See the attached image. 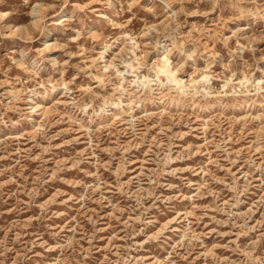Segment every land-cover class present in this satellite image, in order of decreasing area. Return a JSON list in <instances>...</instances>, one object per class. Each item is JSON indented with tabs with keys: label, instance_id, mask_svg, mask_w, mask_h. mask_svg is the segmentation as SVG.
<instances>
[{
	"label": "rangeland",
	"instance_id": "374dc122",
	"mask_svg": "<svg viewBox=\"0 0 264 264\" xmlns=\"http://www.w3.org/2000/svg\"><path fill=\"white\" fill-rule=\"evenodd\" d=\"M113 2L112 9L92 4L96 11L86 18L73 4L88 0L64 7L60 0L0 3L9 13L2 23L24 29L22 39L0 41V67L7 70L0 75L7 121L0 123V264H264V61L257 63L264 20L234 21L220 9L208 13V24L181 16L182 32L219 26L227 46L202 41L219 55L183 57L175 67L170 60L181 82L157 76L161 91L149 92L138 81L143 95H133L136 86L125 91L134 79L128 71L146 59L156 72V52L146 50L155 45L163 54L174 42L165 16L143 10L152 0L121 17L115 12L129 0ZM98 13L131 23L114 28ZM81 19L92 36L75 40ZM238 26L248 30L234 36ZM122 33L128 35L120 39ZM41 41L68 43L76 55L55 48L29 59L37 72L30 80L9 56L31 47L35 57ZM240 45L248 47L238 51ZM114 54L127 57L130 67L118 68L123 76L114 73ZM53 60L73 67L62 72ZM61 80L67 87H57ZM24 88L37 95L10 104ZM70 100L106 105V112L90 120ZM30 106L40 111L29 113Z\"/></svg>",
	"mask_w": 264,
	"mask_h": 264
},
{
	"label": "clouds",
	"instance_id": "9594fccd",
	"mask_svg": "<svg viewBox=\"0 0 264 264\" xmlns=\"http://www.w3.org/2000/svg\"><path fill=\"white\" fill-rule=\"evenodd\" d=\"M3 0H0V3H2ZM71 0H60V6L64 7L67 4H69ZM24 3L27 5L29 3V0H24ZM101 4L105 8L112 9L115 8V4L113 0H88L87 4H80L75 3L73 4V7L78 10L81 13L85 14V18L87 16V12H94L96 9H93L91 7L92 4ZM141 4V0H129L127 4V8H125L123 5H121L120 9L115 12L116 17H121L125 11L131 12L132 9L138 5ZM174 5H179L178 8L173 10ZM190 5H194V8H190ZM203 6V7H202ZM36 5L33 6L35 9ZM217 9H220L221 11L228 10L231 13V16L234 21L238 20H251L253 22L257 20H264V0H152V6L144 7V11L151 13L153 16L158 15H164L168 23L164 26L165 29L169 33V38L173 40V47L168 50V52L161 54L158 50H156V46L152 45L149 49L146 50V55L152 51L156 52V63L158 64L161 59H168V60H174L175 66H182L186 60L183 59V57H186L187 60H192L194 58H199L204 56L205 53L209 57H217L219 55L218 52L213 51L211 48L208 47L206 43H202V41H209L213 44L215 43H225L226 42L222 39L223 32L221 28L218 26L215 30H208L203 27H201L199 35L195 34V31L193 30L191 33L189 32H182L181 28L185 27L184 22H179V18L181 16L187 18L189 16H199L204 18V23L208 24L210 23V20L208 18V13L216 11ZM44 11H47V9H44ZM101 18L108 22L109 25H111L114 28H120L124 29L127 28L128 24L131 23V20L126 21L124 23H117L116 20L110 18L108 15L103 13H98ZM9 13H0V41L6 40V39H12L15 41L16 39H22L19 34L24 30L23 27L16 28V29H10L7 26L3 25L2 21L7 18ZM29 15L35 17L36 12L33 10L29 13ZM44 19H49V17H43ZM135 18V15H133V19ZM66 23V22H62ZM80 28L77 31V36L74 38L75 40H79L82 37L89 38L92 36L91 32H85V26L83 19L78 21ZM197 24H199V21H197ZM31 26L34 28L36 32H40L41 35H43V25L39 24L37 20L31 21ZM247 27L241 28L237 27L236 30L233 32V35H237L240 32L247 31ZM127 33H122V36L120 39H123L125 36H127ZM30 40L33 39V37L29 38ZM35 40H40V36H34ZM41 43L45 44V47L41 49L40 52L37 53L35 57L30 58V53L34 52L35 49L28 47L27 50L24 48H21L19 51L18 58L14 56H9V59L11 60V64L16 66L19 69H22L24 72L29 74L30 80H36L37 72L33 71L28 63L29 59H36L40 60V57L43 55L44 51H48L50 49L55 48H61L65 51V54L71 59L76 53L72 52L68 49V43H65L63 45L57 43L53 44H47L46 41H41ZM115 46L114 44L112 45ZM184 46H190L191 51L185 53ZM245 47H248L246 45H240L238 51L244 50ZM109 49L105 48L104 51H102L99 56L97 57L98 60H103L104 55L107 53ZM173 52H178L181 54L182 58H177L173 56ZM229 53L231 56H235V52L232 49H229ZM127 57H123L119 54L113 55V61L118 66L117 69L114 70L115 75L117 76H123V73H120L118 71V68L120 66H123L126 68V70L130 67L129 65L125 64V60ZM264 61V57H261L260 60L257 61V63ZM42 63V61H41ZM56 65H59V61L53 60V67L55 69ZM60 70L62 72H66L68 68L73 67L68 61H65L62 65H59ZM79 69V66H77ZM6 71L2 67H0V75L6 76ZM86 72V70H85ZM128 75L134 77V79H131L127 81V91L128 89H132L134 86L135 89L133 91V95H135L136 92H140L141 95H143V90L141 87L137 86V82L140 81L142 84H144L149 92H156L160 90V85L158 83V77L155 72V65L148 60H143L142 63L134 70L128 71ZM114 78V77H113ZM7 78L5 79L4 83L6 84ZM210 83V79L207 81ZM16 81L13 80L12 84L13 87L15 85ZM123 83V81H121ZM155 85V87H152ZM39 84L37 83V87ZM57 87H67V85L61 80L57 82ZM117 90L119 91V85L117 86ZM27 95L29 98V101L31 100L32 96L37 95L35 89H27L24 88L21 91H14L12 93V100L9 101L11 104L13 101L19 100L22 98L23 95ZM7 95V94H5ZM123 93H121L122 97ZM102 99V98H101ZM119 101V97H118ZM68 103L72 104L76 111H78L83 116H88L91 120L92 117H99L102 114L106 112L107 106H93L91 103H84L81 102L79 105L75 104L74 101H69ZM91 109V113L89 110ZM27 111L29 113L38 112L40 109L38 107L30 106ZM5 113L0 112V123H7V121L4 120ZM23 118V117H22ZM30 118V117H29ZM71 119V117H69ZM73 123H78V121L73 120ZM13 124L18 123V121H12ZM156 237H152V239H155Z\"/></svg>",
	"mask_w": 264,
	"mask_h": 264
},
{
	"label": "bare ground",
	"instance_id": "6f19581e",
	"mask_svg": "<svg viewBox=\"0 0 264 264\" xmlns=\"http://www.w3.org/2000/svg\"><path fill=\"white\" fill-rule=\"evenodd\" d=\"M36 12V11H35ZM39 12V11H38ZM0 13H4L0 11ZM38 14V13H37ZM38 20V19H36ZM5 21V19L3 20ZM5 26H7L6 22H4ZM65 53V52H64ZM212 68V67H211ZM156 74L158 77H161L162 75H166L169 80L174 81L177 80L178 82H181V80H178L176 77L175 71L170 66V60L168 59H161V62L156 64ZM240 78V77H239ZM161 91V90H160ZM166 94V93H165ZM163 95V94H161ZM167 95V94H166ZM43 104V103H42ZM39 105V104H38ZM117 114V113H116ZM124 114V113H123ZM122 115V114H121ZM74 116V115H73ZM86 125V124H85Z\"/></svg>",
	"mask_w": 264,
	"mask_h": 264
}]
</instances>
